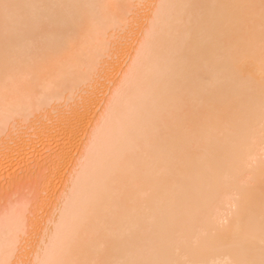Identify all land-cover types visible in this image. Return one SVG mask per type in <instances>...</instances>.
Masks as SVG:
<instances>
[{"label":"bare ground","instance_id":"1","mask_svg":"<svg viewBox=\"0 0 264 264\" xmlns=\"http://www.w3.org/2000/svg\"><path fill=\"white\" fill-rule=\"evenodd\" d=\"M7 198L0 264H264V0H0Z\"/></svg>","mask_w":264,"mask_h":264},{"label":"rangeland","instance_id":"2","mask_svg":"<svg viewBox=\"0 0 264 264\" xmlns=\"http://www.w3.org/2000/svg\"><path fill=\"white\" fill-rule=\"evenodd\" d=\"M39 187V185H35L34 187H30L29 189L32 191V192H34L35 194V197L36 198H39L38 196L40 195V187ZM23 190V189H22ZM25 190V189H24ZM23 190V192H27V189L24 191ZM21 192V191H20ZM23 192H21L20 194H22ZM39 194V195H38ZM22 196V195H21ZM23 196H24V194H23ZM15 197H17V199L20 197V195H16ZM8 203H9V200H8V198L7 199H4L3 201H1V203H0V211L1 210H6L7 209V207H8Z\"/></svg>","mask_w":264,"mask_h":264}]
</instances>
